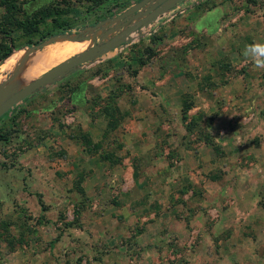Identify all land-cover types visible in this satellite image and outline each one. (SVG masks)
Listing matches in <instances>:
<instances>
[{
	"label": "rangeland",
	"instance_id": "rangeland-1",
	"mask_svg": "<svg viewBox=\"0 0 264 264\" xmlns=\"http://www.w3.org/2000/svg\"><path fill=\"white\" fill-rule=\"evenodd\" d=\"M136 1L0 0V26L13 29L0 88L14 86L3 94L56 64L20 65L22 55L40 53L55 44L52 36L95 26ZM214 4L199 25L213 26L225 15L236 26L243 13L264 41V0H208L199 16ZM51 5L59 11L51 13ZM38 10L45 14L33 32L16 28ZM220 27L215 34L184 28L178 51L152 40L163 34L159 27L140 38L132 33L128 43L0 116V264H264V70L240 51L205 52L223 41ZM239 38L232 35L230 47ZM178 63L190 82L180 84L185 96L178 105H195L190 120L174 107L147 110L162 90L149 81L175 77ZM228 87L234 97L227 101ZM161 120L167 127L156 126ZM144 121H154V134ZM201 145L199 159H183L185 150Z\"/></svg>",
	"mask_w": 264,
	"mask_h": 264
},
{
	"label": "crops",
	"instance_id": "crops-1",
	"mask_svg": "<svg viewBox=\"0 0 264 264\" xmlns=\"http://www.w3.org/2000/svg\"><path fill=\"white\" fill-rule=\"evenodd\" d=\"M204 2H208V0H181L179 1L178 3L173 5L170 9H168L166 12L159 15L154 21H152L146 27L145 30L141 29L142 35L140 37H143L144 34L151 35V33H155V31L159 27V29L163 31V34L159 37L156 36L152 40H154V42H156L157 44L167 43L172 46L170 48L171 50L178 51V47H177L178 41H183L184 43V39L182 36V30H184V28L187 30L194 28L195 31L197 30H200L201 32L207 31L209 34H215L221 28L220 27V23H221L223 27L221 29L222 30L221 36L223 38V41L213 42V45L210 47L213 50L209 48L205 50V52L208 51V53L210 52L216 53V52H220V50L224 52H228V53H235L239 51L242 53L245 45L249 43L251 38L254 37L255 40L257 41H258V37L261 38L262 30L260 29V27H257L256 25H254L250 20L251 18L246 16V14H243V13L239 17L237 16V19L240 20V23H238L236 26L234 24L227 25L228 20L230 21L233 20L232 19L233 17L231 15H230L231 17L228 16L230 18H227V16L225 15L224 16L219 15V17L221 16L220 19L219 17L218 19L214 18L213 20L215 24L213 26H211L208 23L199 25V22L201 21V19L205 18L206 16H209L208 13L217 7V4H214L209 9H206L205 12L202 15L200 14L199 16L200 9H202L201 4ZM231 31H235V32L232 33ZM232 35H236L237 37H240V38H239V43L236 46L233 45L232 47H230L231 43L229 39H232ZM182 66L180 63L174 66V70L176 71L174 75L175 77H172L173 75L172 74V75L162 76L160 79H157V80L149 81V83L155 85V89H157L158 91L161 89L162 90L158 94L159 98L157 100L150 101L149 106H147V110L152 111L156 109V110H160L161 112H164L165 110L168 112L169 110L168 108L174 107L177 110H179V112L183 111V109L179 107L180 105H178V102L179 104L182 105V102L185 96V93L182 90V87H180L181 86L180 84L189 85L190 82L189 81L185 82V80L181 78L183 74L186 73L182 71V69H184L182 68ZM211 66H212L211 63H207L205 65L204 72H210L212 68ZM173 85H176L178 89L176 90V88L172 87ZM170 86H171V89H168L167 87H170ZM227 90L229 91V87ZM243 94H246V93L241 94V91H240V95L243 96ZM227 96H228L227 101L232 100L234 97V95L230 93V91H229V95ZM193 106L195 105L194 104L191 105L186 110L185 112L186 117L188 116L187 112H189L191 108H194ZM164 108L165 110H163ZM187 119L190 120L191 118L187 117ZM128 125L137 133L135 124L130 119L128 120ZM156 126L161 127V126H166V124L164 121L161 120L159 121L158 124H156ZM144 127L146 131L148 130V133L151 130L152 131L150 133H153L155 123L154 121H148V122L144 121ZM130 133L128 135H130ZM147 148H150V146H147ZM204 148L205 146L201 145L198 149L195 147V149L189 148V150L187 151L185 150L183 159L187 160L188 162H192V160L199 159V157H201L200 154L204 153L202 151ZM192 151L194 152L192 153Z\"/></svg>",
	"mask_w": 264,
	"mask_h": 264
},
{
	"label": "water",
	"instance_id": "water-1",
	"mask_svg": "<svg viewBox=\"0 0 264 264\" xmlns=\"http://www.w3.org/2000/svg\"><path fill=\"white\" fill-rule=\"evenodd\" d=\"M179 1L181 0H137L116 15L101 20L95 26L86 27L74 34L60 33L52 36L51 39L59 36H70L72 41H79L85 35V31H90L91 44L85 50L51 66L18 89L9 91L4 95L2 91L5 87L0 88V116L12 105L43 85L65 75L82 63L94 59L117 46L128 43L131 40L132 33H135L136 37L139 38L142 35L141 29L146 28L159 15ZM13 75L11 80H13ZM13 86L12 83L8 84L5 88L6 91L13 88Z\"/></svg>",
	"mask_w": 264,
	"mask_h": 264
},
{
	"label": "bare ground",
	"instance_id": "bare-ground-1",
	"mask_svg": "<svg viewBox=\"0 0 264 264\" xmlns=\"http://www.w3.org/2000/svg\"><path fill=\"white\" fill-rule=\"evenodd\" d=\"M84 34L85 35L79 41H72L71 39H66L62 42L56 43V42H58L64 38H69L70 36L55 37V38L51 39L55 42V44H53L52 46L46 47L40 53H27L25 55H22V53L18 52L15 55H13L12 57H10L8 60H6L5 63H3L4 64L3 67H4V69H8L10 67V65L15 64L17 62L18 58L21 55H22L21 57L23 58V60L21 61L20 65H26V64L34 63L35 61H38V60H40L41 63H44L45 64L44 66L50 65V64H55V63L57 64V62L68 58V56L74 50L76 51V50H79L80 48H83V47L85 50L86 48L89 47L90 36L87 34V31H85Z\"/></svg>",
	"mask_w": 264,
	"mask_h": 264
},
{
	"label": "trees",
	"instance_id": "trees-1",
	"mask_svg": "<svg viewBox=\"0 0 264 264\" xmlns=\"http://www.w3.org/2000/svg\"><path fill=\"white\" fill-rule=\"evenodd\" d=\"M86 1H89L94 6H97L104 0H86ZM54 11L58 12L59 9L56 7V5H51V13H53ZM43 14H45V13L41 12L40 10L30 14V16L27 14L21 21L17 22L16 28L20 29L25 34L33 32V30H35L37 28L38 22L42 20V18L44 16ZM10 31H13V29L8 28V26H6V25L0 26V32H2L5 36L4 38H2V40H0V61L12 51V46H9L7 44V42L12 44L13 38H12V36H8ZM142 61L143 60L138 61L139 65L143 64ZM189 107H190V104H187L186 107L183 109V111H182L183 112V114H182L183 118L186 117L185 111Z\"/></svg>",
	"mask_w": 264,
	"mask_h": 264
},
{
	"label": "clouds",
	"instance_id": "clouds-1",
	"mask_svg": "<svg viewBox=\"0 0 264 264\" xmlns=\"http://www.w3.org/2000/svg\"><path fill=\"white\" fill-rule=\"evenodd\" d=\"M242 55L249 60L256 70H264V41L246 44Z\"/></svg>",
	"mask_w": 264,
	"mask_h": 264
}]
</instances>
